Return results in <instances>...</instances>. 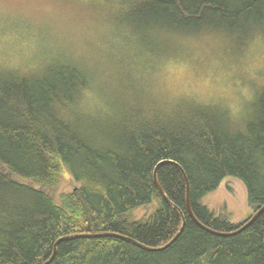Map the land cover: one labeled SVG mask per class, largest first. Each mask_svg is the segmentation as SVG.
<instances>
[{"label": "trees", "instance_id": "trees-1", "mask_svg": "<svg viewBox=\"0 0 264 264\" xmlns=\"http://www.w3.org/2000/svg\"><path fill=\"white\" fill-rule=\"evenodd\" d=\"M52 1L92 11L154 62L179 38L264 37V0ZM98 66H0V264H45L58 240L86 235L103 236L59 242L49 264H264V211L219 237L186 208V181L193 215L212 231H236L264 207V84L233 120L217 105L156 98L131 76L110 85ZM64 174L77 187L56 201ZM227 177L244 185L253 212L240 224L203 204ZM183 218L162 251L125 240L159 249Z\"/></svg>", "mask_w": 264, "mask_h": 264}, {"label": "rangeland", "instance_id": "rangeland-1", "mask_svg": "<svg viewBox=\"0 0 264 264\" xmlns=\"http://www.w3.org/2000/svg\"><path fill=\"white\" fill-rule=\"evenodd\" d=\"M97 21L99 17L90 10L78 12L52 0H0V66L33 71L67 58L98 62L100 72L111 75L110 85L131 76L156 98L217 105L233 120L244 116L264 84V37L241 45L209 34L179 38L171 43L170 55L154 62L149 53L128 47ZM92 100L89 96V103ZM75 187L65 175L55 200ZM203 204L216 214H226L235 224L253 213L244 185L231 177L207 195ZM148 212L138 210L135 216Z\"/></svg>", "mask_w": 264, "mask_h": 264}, {"label": "water", "instance_id": "water-1", "mask_svg": "<svg viewBox=\"0 0 264 264\" xmlns=\"http://www.w3.org/2000/svg\"><path fill=\"white\" fill-rule=\"evenodd\" d=\"M155 172H156V169H155ZM154 172V184H155V187L156 189L158 190L159 194L162 196V198L164 199V201L169 204L170 206L174 207L169 201L168 199L166 198L163 190L161 189V187L159 186L158 182H157V179H156V174ZM175 208V207H174ZM186 208H187V213L189 215V217L194 221V223L199 227L201 228L202 230L212 234V235H215V236H219V237H232V236H235L239 233H241L242 231H244L246 228H248L254 221L255 219L264 211V207L260 208L251 218L250 220L244 224L242 227H240L238 230L236 231H233V232H230V233H218V232H215V231H212L208 228H206L205 226H203L200 222H198V220L195 218V216L193 215L192 213V210H191V205H190V198H189V185H188V182L186 181ZM184 224H185V221H184V218H183V223H182V226L179 230V232L176 234V236L170 240L165 246L159 248V249H151V248H147V247H144V246H141L140 244L134 242L133 240H129V239H125L126 241H128L129 243H132L133 245L139 247V248H142L144 250H147V251H162L164 249H166L169 245H171L177 238L178 236L181 234L183 228H184ZM103 235H86V236H77V237H82V238H94V237H101ZM77 237H66V238H62L60 240H58L54 246V253L52 255V257L45 263V264H49L55 257V254H56V247L58 245L59 242L61 241H64V240H70V239H73V238H77Z\"/></svg>", "mask_w": 264, "mask_h": 264}, {"label": "bare ground", "instance_id": "bare-ground-1", "mask_svg": "<svg viewBox=\"0 0 264 264\" xmlns=\"http://www.w3.org/2000/svg\"><path fill=\"white\" fill-rule=\"evenodd\" d=\"M255 213V212H254Z\"/></svg>", "mask_w": 264, "mask_h": 264}]
</instances>
